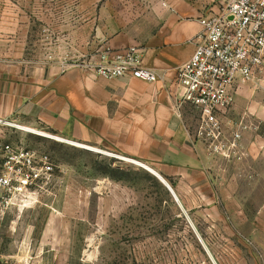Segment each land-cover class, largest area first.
Here are the masks:
<instances>
[{
	"label": "rangeland",
	"instance_id": "obj_1",
	"mask_svg": "<svg viewBox=\"0 0 264 264\" xmlns=\"http://www.w3.org/2000/svg\"><path fill=\"white\" fill-rule=\"evenodd\" d=\"M115 1L0 0V52L32 65L57 64L55 56L69 52L68 29L92 17L88 7H100L104 20ZM81 3L84 11L76 8ZM255 91L246 96L248 139L264 136V83ZM259 100L261 117L252 107ZM193 110L192 123L198 120ZM22 124L0 122V140L49 153L54 171L35 202L0 212V264H221L235 260L230 245L244 241L254 250V224L239 220L237 211L252 217L264 204V156L213 157L219 213L190 224L162 182L137 163Z\"/></svg>",
	"mask_w": 264,
	"mask_h": 264
},
{
	"label": "crops",
	"instance_id": "obj_2",
	"mask_svg": "<svg viewBox=\"0 0 264 264\" xmlns=\"http://www.w3.org/2000/svg\"><path fill=\"white\" fill-rule=\"evenodd\" d=\"M224 2L116 0L105 8L108 17L104 20L100 7H88L92 17L68 29L69 52L53 55L57 64L32 65L22 55L6 58L1 51L0 122L21 121L142 163L169 184L177 200L162 182L187 214L188 223L213 221L221 206L213 157L194 137L198 120L192 123L190 119L192 106L183 103L178 111L174 95L179 91L177 69L192 55L202 31L200 18L210 10L218 11ZM76 8L85 10L82 3ZM131 45L141 49L142 65L158 75L155 82L130 75L104 77L81 65L104 47L121 50ZM64 61L80 66L60 64ZM257 86L256 82L238 85L234 104L224 118L228 129L244 122L246 108L251 110L246 96L257 92ZM262 103L259 100L252 106L258 117L263 113ZM246 128L244 157H263L264 136L258 133L248 139ZM197 213L200 217H194ZM237 216L253 222L254 250L244 241L238 247L230 245L226 250L233 252L235 260L221 264H264V204L252 217L242 209ZM231 234L227 231L226 237Z\"/></svg>",
	"mask_w": 264,
	"mask_h": 264
},
{
	"label": "built area",
	"instance_id": "obj_3",
	"mask_svg": "<svg viewBox=\"0 0 264 264\" xmlns=\"http://www.w3.org/2000/svg\"><path fill=\"white\" fill-rule=\"evenodd\" d=\"M190 58L177 69L176 109L189 103L198 112L194 137L212 157L240 160L246 125L241 120L229 129L224 118L240 84L264 83V0H225L218 11L200 18ZM64 66L76 65L69 61ZM104 77L130 75L155 82L159 77L142 65L136 45L121 50L104 47L82 62ZM54 164L47 152L0 140V212L27 207L52 181Z\"/></svg>",
	"mask_w": 264,
	"mask_h": 264
},
{
	"label": "bare ground",
	"instance_id": "obj_4",
	"mask_svg": "<svg viewBox=\"0 0 264 264\" xmlns=\"http://www.w3.org/2000/svg\"><path fill=\"white\" fill-rule=\"evenodd\" d=\"M18 127L21 128V129H25V130L31 131V132H33V133H38V134H44V135H47V133H45V132H43V131H40V130H37V129L31 128V127L25 126V125H23V124H22V125H18ZM60 139H62V138H60ZM62 140L69 141V142H71V143L74 144V145L81 146V147H85V148H88V149H91V150H96V151L99 150V149H97V148H95V147H91V146H88V145H84V144H81V143H78V142H74V141H71V140H66V139H62ZM117 156H119V155H117ZM119 157H121V158H123V159H126V160H130V161L135 162V163H138V162H136V161H134V160H132V159H129V158H127V157H123V156H119ZM138 164H139V165H142V166L148 168L150 171H152V169L149 168L148 166H146V165H144V164H142V163H138Z\"/></svg>",
	"mask_w": 264,
	"mask_h": 264
},
{
	"label": "water",
	"instance_id": "obj_5",
	"mask_svg": "<svg viewBox=\"0 0 264 264\" xmlns=\"http://www.w3.org/2000/svg\"><path fill=\"white\" fill-rule=\"evenodd\" d=\"M151 172H153V174H155L161 180V182H163L167 186V188L170 190V192L172 193V195L174 196V198L177 200V198H176L175 194L173 193V190L171 189V187L169 186V184L160 175H158L154 171H151Z\"/></svg>",
	"mask_w": 264,
	"mask_h": 264
}]
</instances>
